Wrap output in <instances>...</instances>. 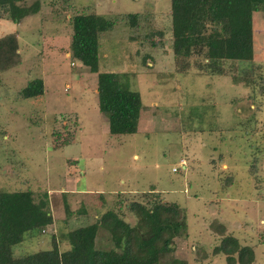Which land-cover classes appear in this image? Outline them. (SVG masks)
<instances>
[{
  "label": "rangeland",
  "instance_id": "obj_1",
  "mask_svg": "<svg viewBox=\"0 0 264 264\" xmlns=\"http://www.w3.org/2000/svg\"><path fill=\"white\" fill-rule=\"evenodd\" d=\"M37 1L40 11L19 24L0 19V39L16 35L20 56L19 65L0 73V190L46 192L55 224L66 216L64 192L75 212L80 201L91 211L100 204L98 198L88 203L83 193L103 194L109 208H117L122 200L140 201L153 191L176 203L187 225L186 238L174 240L168 260L225 264L223 255L211 258L207 248L218 242L220 233L213 229L218 223L225 234L253 246L255 264H264V96L259 93L264 12L254 17L255 68L236 63V76L255 77L254 92L233 85L229 76H198L192 68L180 72L170 47V0H24L20 5ZM79 11L117 20L100 36L104 57L98 72L122 75L139 93L142 107L133 135L109 134L107 114L99 110L98 74L70 57V20ZM128 14L150 15L164 47L131 40ZM34 79L43 81V95L18 98ZM53 132L71 144L53 149ZM91 215L72 219L70 226L92 222ZM123 218L136 223L127 211ZM45 232L14 247V254L49 249L50 230ZM99 235L104 242L97 248L106 249L103 228ZM198 247L209 255L201 262Z\"/></svg>",
  "mask_w": 264,
  "mask_h": 264
},
{
  "label": "trees",
  "instance_id": "obj_2",
  "mask_svg": "<svg viewBox=\"0 0 264 264\" xmlns=\"http://www.w3.org/2000/svg\"><path fill=\"white\" fill-rule=\"evenodd\" d=\"M23 1L0 0V19L19 24L40 11L39 1L30 6L20 5ZM261 12H264V0H170V47L180 72L186 74L192 68L198 76H229L233 85L242 83L243 87L255 92V77L250 74L236 76V63L248 62L255 68L253 60L256 54L258 56L256 48L259 45L255 43L254 17ZM149 16L125 15L132 32L131 40L162 49L163 34L152 28ZM70 22V57L89 68L91 73L98 74L99 110L107 114L109 134H135L142 107L139 93L124 84L122 75L98 72L104 57L100 36L111 32L117 20L79 11ZM18 51L16 35L0 39V73L20 64ZM260 81L259 93L264 96V77L261 76ZM43 93V81L34 79L19 90L17 96L30 99ZM249 98L253 99L254 95ZM250 123L248 121L249 126ZM245 125L247 127V122ZM52 136L53 149H61L72 142L58 132H53ZM61 195L66 216L61 221L55 220V224L46 192L0 190V264H181L173 257L168 260V255L175 252V239L186 238L187 225L180 207L174 202L163 201L159 193L150 191L143 194L140 201L122 200L117 208H109L103 194L84 193V200L98 198L100 204L92 206L91 211L80 201L75 212L65 200L68 193ZM124 211L134 215V225L124 220ZM89 215L92 222L70 226L76 218L84 219ZM99 228L108 235L106 249L97 248V244L104 242ZM224 228L222 224L213 225L220 237L214 247H207L210 257L223 255L225 264H255L253 246L242 245L233 235L225 234ZM47 229L50 230L49 249L14 254V247L39 238ZM206 250L197 248L198 262L209 256Z\"/></svg>",
  "mask_w": 264,
  "mask_h": 264
},
{
  "label": "crops",
  "instance_id": "obj_3",
  "mask_svg": "<svg viewBox=\"0 0 264 264\" xmlns=\"http://www.w3.org/2000/svg\"><path fill=\"white\" fill-rule=\"evenodd\" d=\"M134 158H136V156H134ZM84 194V193H83Z\"/></svg>",
  "mask_w": 264,
  "mask_h": 264
},
{
  "label": "built area",
  "instance_id": "obj_4",
  "mask_svg": "<svg viewBox=\"0 0 264 264\" xmlns=\"http://www.w3.org/2000/svg\"><path fill=\"white\" fill-rule=\"evenodd\" d=\"M173 171H176L175 169Z\"/></svg>",
  "mask_w": 264,
  "mask_h": 264
}]
</instances>
